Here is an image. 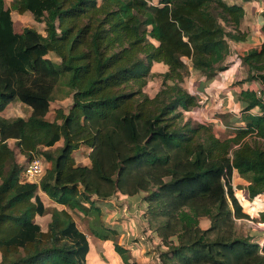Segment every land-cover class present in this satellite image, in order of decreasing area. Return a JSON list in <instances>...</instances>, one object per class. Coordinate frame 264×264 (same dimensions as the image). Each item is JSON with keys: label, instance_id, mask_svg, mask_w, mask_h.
<instances>
[{"label": "trees", "instance_id": "obj_1", "mask_svg": "<svg viewBox=\"0 0 264 264\" xmlns=\"http://www.w3.org/2000/svg\"><path fill=\"white\" fill-rule=\"evenodd\" d=\"M11 4L0 0V264H88L91 240L73 211L101 213L99 201L142 192L141 215L160 239L161 264H264V234L255 238L237 231L239 219L264 224V11L262 44L239 56L248 67L246 78L235 84L247 82L235 90L242 105L236 121L244 125L220 137L211 123L185 118L200 107L202 90L184 82L190 66L207 79L228 69L231 42L250 36L241 29L242 4ZM13 11L30 12L45 23L46 34L30 26L16 31ZM155 63L168 69L151 96L144 87ZM254 82L261 89H251ZM59 85L72 104L49 120ZM16 99L31 114L7 119L3 113ZM10 140L28 160L47 149L40 153L51 167L39 181H28ZM82 146L90 149L89 164L74 157ZM234 171L248 180L246 195L235 186ZM49 207L51 220L43 230L35 219ZM256 210L259 217H252ZM204 219L210 220L206 228ZM117 231L107 227L95 234L113 241L109 251L123 264H140L129 257V246L114 241Z\"/></svg>", "mask_w": 264, "mask_h": 264}, {"label": "rangeland", "instance_id": "obj_2", "mask_svg": "<svg viewBox=\"0 0 264 264\" xmlns=\"http://www.w3.org/2000/svg\"><path fill=\"white\" fill-rule=\"evenodd\" d=\"M246 1V0H245ZM12 0H6L7 7H10L12 4ZM256 14L249 10L248 17L246 19V22L249 23V25H244L246 29H249L248 26H251L250 24H253L254 22H257V19L255 20ZM12 17L14 20L15 30L18 32H21L25 27L30 26L38 29L43 34H46L45 32V23L44 22H38L34 19L32 14L30 12L19 14L17 11L12 12ZM249 19V20H248ZM250 21V22H248ZM233 44V43H232ZM232 50V48H231ZM53 60L59 61L56 56L51 53L49 55ZM240 54H236V62H238V68L236 70V76L233 80L230 81L229 86L232 87L236 84V82L246 78L248 75V67L241 63L242 61L239 59ZM235 62H228V66H233ZM167 67L162 63H155L152 68V75L149 77V81L147 85L144 87V90L151 96H154L158 90L161 87L162 79L160 77V73H162ZM229 70V69H227ZM225 72V71H224ZM222 73V72H221ZM220 73V74H221ZM217 75L213 79H207L202 75L200 71L192 69L190 66V74L186 77L184 86L186 88L194 87L193 84L198 85V89L205 91L208 93L209 89H212L216 94L215 96H221L220 90H218V84L223 82V77ZM226 78V77H225ZM201 79V80H200ZM241 87V85H237V90ZM195 90L196 87L194 88ZM236 89L231 88L233 93V100L234 102L238 103L237 94L235 93ZM226 90V89H225ZM228 93L231 95V91H228ZM200 95L203 96L202 93ZM56 99L51 103V111L47 118L49 120H54L56 116V110L58 108H62L65 111H68L69 107L72 104V97H68L66 95V88L62 85H59L55 94ZM201 105L200 108L205 110V108L208 107L209 104H214L216 100L209 101L206 100L204 97H201ZM221 98V97H220ZM232 99V98H231ZM230 99V100H231ZM203 100V101H202ZM219 100V99H217ZM226 103H228L226 101ZM31 107L27 104H24L23 102L19 101L18 99L14 100L4 111L3 115L9 119L14 118L18 116L28 117L31 114ZM224 109L220 110H205L204 116L193 115L192 112H198V107L192 109L188 113L186 112L185 118H191L194 122H207L211 123L215 132L220 137H227L228 135H232L236 129L234 127H239V125H244V123H239L236 121V116L240 112H232L233 114H228L223 116ZM209 113H206V112ZM235 115V116H234ZM238 119V118H237ZM219 120V121H217ZM231 122V123H230ZM230 123V126L228 128H225L224 125H227ZM10 145L15 148L17 152V159L19 162H21L24 165H27V163L31 160H28L25 158L18 150L15 144V140L9 141ZM63 145V139L60 140L53 148L52 150H55L57 147H60ZM47 150L46 148H41L39 153L36 154L34 158H41L44 161L45 168L51 167V162L47 161L45 156L41 154L40 152H44ZM89 152L90 149L86 146H82L79 150H76L74 152V157L76 159V162L78 164H85L90 163L89 159ZM237 180L239 182V189L241 192H243L244 195L247 194V179L242 177H238ZM40 180V179H38ZM37 180V181H38ZM34 181V180H33ZM244 184V185H243ZM246 184V185H245ZM145 195L144 192L130 196V195H122L118 194L114 196L111 200H102L99 201V205L101 207V213L99 211H91L89 214H85L81 211H73V217L76 220L78 226L83 230L85 233L88 234L93 250L88 255V264H95L98 261V255L100 251H105L108 254H105V257L107 258L109 254L112 252V250L109 252V247L112 248L113 241L111 239L109 240H103L96 236L95 231H103L106 230L107 227H114L118 228L117 233L112 234V238L114 241L118 242L119 244H130V248L132 246H136V242L139 243L140 247L142 248L140 254L144 252L145 254H153L151 262H147L145 264H161L159 253L161 251L160 244L157 241L156 236L154 235V231L150 229L149 224L147 221H145L142 218V208L144 207L145 203L143 201V196ZM250 208L253 210V207L250 206ZM53 207H49V212L44 216H36V221L41 224L43 230H46L48 227V223L51 220V211ZM252 217H259V211L251 213ZM210 225V220L204 219L202 221L201 226L203 228H206ZM237 231L240 235L243 236H253L255 238H258L260 236H263L264 232V224L257 221H252L249 219H239L237 220ZM145 242V243H144ZM142 244V245H141ZM145 245V246H144ZM95 247L97 252L95 251ZM128 254L129 257L133 258L132 251H129ZM115 254V253H114ZM144 254V255H145ZM135 257V256H134ZM2 259L1 253H0V261ZM109 259V257H108ZM118 264H120V260L117 261Z\"/></svg>", "mask_w": 264, "mask_h": 264}, {"label": "crops", "instance_id": "obj_3", "mask_svg": "<svg viewBox=\"0 0 264 264\" xmlns=\"http://www.w3.org/2000/svg\"><path fill=\"white\" fill-rule=\"evenodd\" d=\"M227 1L228 2H232V3L242 4L244 6V8L246 10V15H245V17H244V19L242 21L241 29L243 31L249 32V35H250L249 36V40H247L245 42H231V48H232V50H231V54H230L229 58L226 61V64L228 62H235V63H234L233 66L228 67L229 70H226L225 72L223 71L220 74V76L224 78L223 79V82L220 83V84H218V90H220L221 96H218V97L215 96V97H213V95L216 94V93L212 89H209L208 93H206L205 91H201L199 93H202L203 96L201 95V97H204L206 100H208V102L210 100L211 101L216 100V102L214 104H209L208 107L205 108V110H209L210 111V110H220V109H224L222 111L223 112V114H222L223 116L228 115V114L229 115L230 114H233L232 112L237 111V112H240V113L237 114V116L235 118L236 119L237 118L240 119L241 116H242V113H241V108L242 107H240V106H242V105L239 103V101H238V103L232 101L233 100V93H232L231 88L236 89L237 86L234 85L235 87H230L229 84H230V81L235 78V76H236V70L238 68V62H236V58H235L236 57V54L243 55L244 52L247 51V50H249L250 48L259 47L262 44L263 36L261 34H259L260 33L259 32V29L261 28V25H262V16H261V13L264 11V0H251V1H245V0H227ZM249 10H251L252 12H254L256 14L255 20L257 19V22H254L253 24H250L251 26H248L249 29H246L244 27V25L245 24L246 25H249V23L246 22V19L248 17ZM248 22H250V21H248ZM167 69H168V67L163 72H165ZM246 84H247V82L246 83H243V84H239V85H241L240 88H242V86L243 85H246ZM193 85H194V87H192L191 90H195L194 89L195 87H196L197 90H199L197 88L198 85L196 83L193 84ZM250 88L251 89H257L258 90V89H261V86H260V84L258 82H254V83H250ZM188 89H190V87H188ZM228 91H231V95L228 93ZM217 99H219V100H217ZM226 101L228 103H226ZM200 103H203V102L200 101ZM200 106H202V105H200ZM204 111H203L202 108L198 107V112H192V114L193 115H196V116L200 115V117H201V116H204V114H205ZM206 113H209V112L207 111ZM217 121H219V120H217ZM230 123H228L227 125H224V127L225 128H228L230 126ZM239 123H242V121H239ZM234 129H236V127H234ZM85 164H89V163H85ZM238 177L242 178L236 171H234L233 181H234L235 186H237L239 184V182L237 181L239 179ZM246 184L248 185L249 182L247 181ZM42 195H43V193H42ZM256 207L257 206L254 203L253 208H256ZM256 211H253V212H256ZM263 234H264V232H263ZM156 238H157L158 243H160V239L157 236H156ZM130 244L131 243H127L126 245L130 247ZM136 244H137L136 246H132L130 248V251H132V253H133V258L132 259L135 260V261H138L140 264H145L147 262H151L152 261L151 260L152 257L154 255H156V254L153 253V254H148L147 255L144 252H142L140 254L142 248L140 247V245H139L138 242H136ZM92 250H93V246H92V242H91L90 253H91ZM95 251L97 252L96 247H95ZM113 253L114 252L112 251L109 254V256H108L109 257V260H106V259H108V257L106 258L105 257V254H108V253H106L105 251L104 252L103 251H100L99 255L97 256L98 257V261L95 264H118L117 261H119V260H120V264H123L121 257L118 256L117 254H113Z\"/></svg>", "mask_w": 264, "mask_h": 264}, {"label": "built area", "instance_id": "obj_4", "mask_svg": "<svg viewBox=\"0 0 264 264\" xmlns=\"http://www.w3.org/2000/svg\"><path fill=\"white\" fill-rule=\"evenodd\" d=\"M45 171L46 168L44 161L38 157L32 159L27 163V165H25V174L27 176L28 181L30 182H37V180L42 177Z\"/></svg>", "mask_w": 264, "mask_h": 264}]
</instances>
